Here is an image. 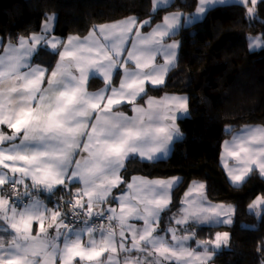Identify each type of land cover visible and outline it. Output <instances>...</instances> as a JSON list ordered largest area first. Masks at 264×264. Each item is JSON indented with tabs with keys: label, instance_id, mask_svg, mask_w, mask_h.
Masks as SVG:
<instances>
[{
	"label": "snow or ice",
	"instance_id": "6c2138e0",
	"mask_svg": "<svg viewBox=\"0 0 264 264\" xmlns=\"http://www.w3.org/2000/svg\"><path fill=\"white\" fill-rule=\"evenodd\" d=\"M167 2L153 0V11ZM220 2L198 0L196 14ZM241 2L253 17L257 0ZM54 21V15L47 17L39 34L0 51V264H54L57 257L59 264H206L209 244L215 251L229 234L217 232L198 254L187 246L191 236L178 235V229L186 231L180 226L189 221L231 223V211L205 204L204 185L193 182L169 220V240L160 224L179 178L122 175L126 161L156 160L182 137L176 121L177 113L188 112L186 96L149 97L147 107L137 103L148 84L163 85L175 66L179 45L165 38L181 27V15L163 17L150 33L142 29L151 21L130 17L66 40L55 35ZM249 45L264 47V34L250 37ZM41 49L58 57L54 67L33 63ZM114 76L120 77L118 87ZM92 78L104 86L89 91ZM124 106L134 114L120 111ZM224 153L236 161L233 167L225 161L234 185L253 171L264 175V128L233 134ZM249 209L264 215V198Z\"/></svg>",
	"mask_w": 264,
	"mask_h": 264
},
{
	"label": "trees",
	"instance_id": "16d2710c",
	"mask_svg": "<svg viewBox=\"0 0 264 264\" xmlns=\"http://www.w3.org/2000/svg\"><path fill=\"white\" fill-rule=\"evenodd\" d=\"M197 4L198 0H175L154 12L152 0H0V38L17 42L20 37L40 32L51 15L56 16L54 32L62 38L85 36L98 25L130 16L139 21L149 19L150 26H145L149 28L166 12L178 9L193 13ZM262 34L264 0L257 2L251 18L241 2H231L216 5L202 20L182 26L176 35L180 38L177 65L164 85L149 86L147 96L137 103L167 93H187L192 99L199 94L202 113L178 119L183 136L174 142L169 157L155 161L135 157L126 161L122 171L128 180L134 175L181 177L173 190L170 210L162 215L166 226L180 211L185 191L194 180L205 183L210 200L234 205V223L227 227L231 246L212 251L210 261L214 264H264V215L248 209L254 198L264 197V178L256 170L243 184L233 185L220 160L223 141L231 133L247 124L264 126V47H249L250 36ZM57 59L48 49H41L34 63L54 67ZM119 80L115 76L114 85ZM102 85L99 78L89 82L90 89ZM120 109L130 111L131 106ZM193 226L203 233V240L213 237L219 227ZM212 248L209 244V251ZM198 250L204 249L200 246Z\"/></svg>",
	"mask_w": 264,
	"mask_h": 264
},
{
	"label": "rangeland",
	"instance_id": "374dc122",
	"mask_svg": "<svg viewBox=\"0 0 264 264\" xmlns=\"http://www.w3.org/2000/svg\"><path fill=\"white\" fill-rule=\"evenodd\" d=\"M258 1H259V0H257V2H258ZM233 2H237V1H233ZM214 6H216V5L210 6V7L208 8V10H209L210 8L214 7ZM208 10H207L204 14H202V15H197V14H196V12H197V8L193 11V13H187V14H185V12L182 11V10H178V9H176V10H171V11L166 12V13L164 14L163 17H165V16H169V15H172V14H176V13H178V11H182V12H179L180 15H181V27H182V26H190V25H192L194 22L199 21V20H202V19L205 17V15L207 14ZM51 16H53V15H51ZM54 16H55V15H54ZM163 17H162V19H163ZM185 18H187V20H188L189 22L186 23L185 21H183ZM55 19H56V16H55ZM162 19H160L159 21H157V22H155L154 24H152V26L149 27V28L144 27V28L142 29V32H143V33H150V32L152 31V29L156 27V25L162 23ZM146 20L150 21L149 19H144V20H142V21H146ZM181 27L177 30V32H176L175 35H172V36H170V37H166V38H165V43H166V44H170V43H174V42H175V43H177V44L179 45L178 48L176 49L175 66H176L177 63H178V53H179V48H180V38H179L178 36H176V35L178 34V32H179V30L181 29ZM259 36H260V35H257V36H254V35H253V36H250V37H259ZM249 47H250V46H249ZM258 48H261V47H259V46H258V47H255V48H251V47H250V50H254V49H258ZM163 62H164V60H163V56H158L157 59H156V63H157V64H162ZM175 66H174V67H175ZM174 67H171V68L168 70V72H167V74H166V76H165V82L167 81V78H168V74H169V72H170L171 69H173ZM165 82H164V84H165ZM118 84H119V83H118ZM164 84H163V85H164ZM150 86H153V85L150 84ZM159 86H162V85H159ZM148 87H149V84L146 86V90L148 89ZM170 95H171V96H186V97L188 98V112H187V113H184V114L177 113L178 118H183V117L191 116L193 113H194V114H200V113H202V111L200 110V108L202 107V104H201V102H200V98H199L200 95H199V94L194 95L193 99L191 98V95H189V94H187V93H172V94H170ZM191 99H192V105H193V112L191 111V107H190V100H191ZM177 125H178V120H177ZM178 127H179V125H178ZM245 128H264V126H263V125H260V124H247V125H244L243 127H241L240 129L234 131L233 133H231L230 136H228L227 138L224 139L223 144H222V151H221V157H220V160H221L222 167L224 168V170H225L227 176H228V171H227V169H226V167H225V161L227 162V164H228L229 167H233V166H235L236 161H235L233 158H231V157H227V156L225 155V153H224V144H225L226 141H230V140H232V135H233V134H235V133H239L242 129H245ZM227 130H231V127H228ZM181 133H182V132H181ZM182 136H183V134H182ZM257 171H258V170H257ZM254 172H255V171L251 172V173L248 175V177H249L251 174H253ZM258 173H259V171H258ZM259 174H260V173H259ZM134 176H135V175H134ZM260 176H261L262 178H264V175H261V174H260ZM146 177H147V176H146ZM248 177H247V178H248ZM149 178L152 179V180H157V179H161V180H169V179H172V178H181V177H180V176H165V177H154V178L147 177L146 179H149ZM228 179L230 180V177H229V176H228ZM130 180H131V179H130ZM193 182H197V183H199V184H203V185H204L203 194H204V201H205V204L218 206L217 210H219V206H223L225 209H228V210L231 211V223L208 225V224H202V223H196V222L189 221V223H188L187 225H182V226H180L182 229H186V231H181L180 229H178L177 234L180 235V236H183V235H190V236H191V239L188 240V241L186 242V243H187V246H189L193 251L197 252L198 254H203L204 250H198L199 247L203 245V242L214 241V239H215V234H216L217 232H220V233L227 232V233L229 234L228 242H227L226 244H222V245L220 246V248H218L217 250H221V249H223V248H229V247L231 246V243H230V242H231V241H230V230H229L227 227L233 225V223H234V218H235V207H234V205H232V204H227V203H225V202H216V201L210 200L209 197H208L207 194H206V186H205V183H204L203 181H201V180H194ZM193 182H192V183H193ZM230 182H231V180H230ZM192 183L189 185V187L192 185ZM231 183H232V182H231ZM232 184H233V183H232ZM177 185H178V184H177ZM233 185H234V184H233ZM236 186H237V185H236ZM189 187L186 189L185 193L188 191ZM174 188H175V187H174ZM174 188L172 189V193H173ZM172 193H171V201H172ZM193 195H197V194L194 193ZM184 197H185V195H184ZM257 197H262V198H264L262 195H258ZM257 197H256V198H257ZM256 198H254V199L249 203V205H251V204L253 203V201L256 200ZM170 205H171V204H170ZM170 205H169V207H170ZM249 205H248V209H249ZM108 206H109V205H107V207H108ZM111 206H112V207H116V205H114V204H112ZM107 207H106V208H107ZM249 211H250V209H249ZM250 212H254V213L260 215V214H259V210L250 211ZM162 215H163V214H162ZM220 219H224V213H221ZM162 221H163V220H162ZM194 224L202 225V226H219V227H217V228L215 229V234H214L213 237H210V238L207 237L206 240H203V233L199 232L198 229H197L195 226H193ZM137 226L139 227V226H141V224L138 223ZM173 226H175L174 223H173ZM168 227H169V224L166 226V225H163V223L161 222V224H160V228L163 229L164 231H162L160 234H161V235H167V238L170 240V239H171V234H170V233H167V229H168ZM210 245L214 248V244H210ZM209 252H210V256H211L210 260H211V259L214 257V252H212V251H209ZM119 258H120V257H119ZM141 259H143L142 256H141ZM210 260L206 261V264H214V263H211ZM171 262H174V261H166L165 264H168V263H171Z\"/></svg>",
	"mask_w": 264,
	"mask_h": 264
},
{
	"label": "crops",
	"instance_id": "0c3cea01",
	"mask_svg": "<svg viewBox=\"0 0 264 264\" xmlns=\"http://www.w3.org/2000/svg\"><path fill=\"white\" fill-rule=\"evenodd\" d=\"M174 1H175V0H168L167 4H165L164 7H162V8H166V7L170 6ZM233 1L241 2V0H222V2L217 3V4H215V5L231 3V2H233ZM152 2H153V0H152ZM241 3H242V2H241ZM249 5H250V4H249ZM212 6H213V5H212ZM162 8H161V9H162ZM158 10H159V9H158ZM158 10H156V11H154V12H157ZM179 12H182V11H178V13H176V14H180ZM185 14H187V13H185ZM130 17H134V18L138 19V18L135 17V16H130ZM130 17H127V18H130ZM127 18L120 19V20H117V21H113V22H110V23H105V24L118 23V22H120V21H122V20H125V19H127ZM138 20H139V19H138ZM183 21H185V19H184ZM55 24H56V19H55V21H54V29H55ZM101 25H104V24H101ZM98 26H100V25H98ZM98 26H96V27H98ZM39 33H40V32H37V33H34V34H39ZM89 33H90V32H89ZM89 33H88L87 35H85V36H80V35H76V34H70V35H68L66 38H62L61 36H58V35H56V34H55V35H56L58 38H60V39L66 40L68 37H72V36L80 37V38H84V37L88 36ZM31 35H33V34H31ZM31 35H29V36H31ZM29 36H27V37H29ZM27 37H25V38H27ZM9 43L16 44L17 42H6V41H4L2 38H0V51H2L3 48L7 47ZM33 63H34V57H33ZM34 64H38V63H34ZM39 65H41V64H39ZM41 66H43V65H41ZM44 67H45V66H44ZM114 77H115V76H114ZM99 79H100V78H99ZM90 80H91V79H90ZM90 80H89V82H90ZM100 80H101V79H100ZM103 86H104V85H102L101 87H99V88H97V89H90L89 86H88V90L91 91V92H94V91L99 90V89L102 88ZM114 86H117V87H118L119 84L114 85ZM149 86H150V84H149ZM170 94H172V93H167V94L163 95L162 97H154V96H149V97L153 98L154 100H160V99H162V98L165 97V96H171ZM149 97H147L143 103H138V104H139L140 106H142V107H147V103H146V102H147V100H148ZM190 101H191V100H190ZM202 109H203V107L200 108V110H202ZM120 111H123L126 115H129V116H131V115L134 114V113L132 112V110L127 111V110H125V109H120ZM178 119H179V118H178ZM178 119H177V120H178ZM176 123H177V121H176ZM175 141H176V140H175ZM175 141H174V142H175ZM173 144H174V143H173ZM173 144L170 146V149H169V151L167 152V154H163V153L159 154V158L156 159V160H159V159H165V158L169 157V156L171 155V153H172V150H173ZM137 157H138V156H137ZM146 161H148V160H146ZM153 161H155V160H153ZM125 163H126V162H125ZM133 177L147 178L146 176H143V175H135V176H133ZM151 178H152V177H151ZM148 180H152V179L149 178ZM179 181H181V178H179ZM176 186H177V185H176ZM176 186H175V187H176ZM74 190H75V189H74ZM115 194H116V195H119V192L116 191ZM114 205H116V204H114ZM49 206H51V205H49ZM104 207L106 208L107 205H104ZM116 207H118V206L116 205ZM36 232H38V228H36V227L34 226V234H35ZM2 235H3V233H0V236H2ZM105 255H107V254H105ZM117 255H118V257H120V258H119L120 260H123V259H124V253H118ZM135 255L140 256L139 253H137V254H135ZM54 264H59V259H58V257H57V258H54ZM81 264H84V262H81ZM105 264H107V261L105 262Z\"/></svg>",
	"mask_w": 264,
	"mask_h": 264
},
{
	"label": "built area",
	"instance_id": "2783aa9c",
	"mask_svg": "<svg viewBox=\"0 0 264 264\" xmlns=\"http://www.w3.org/2000/svg\"><path fill=\"white\" fill-rule=\"evenodd\" d=\"M98 225L101 224V221L100 220H96L95 221Z\"/></svg>",
	"mask_w": 264,
	"mask_h": 264
}]
</instances>
